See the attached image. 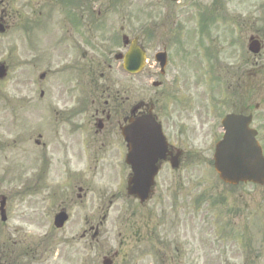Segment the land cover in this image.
I'll use <instances>...</instances> for the list:
<instances>
[{"label": "rangeland", "instance_id": "obj_1", "mask_svg": "<svg viewBox=\"0 0 264 264\" xmlns=\"http://www.w3.org/2000/svg\"><path fill=\"white\" fill-rule=\"evenodd\" d=\"M26 1H32L37 10L45 7L43 1L10 0L6 9H20L26 15ZM112 6L117 7L108 12ZM128 6L138 10L128 12ZM215 6L220 8L214 11ZM93 8L94 16L100 11V17L94 26L82 27L79 39L87 42L92 38L93 53L88 50L99 70L111 63L112 75L120 78L119 70L114 73V54L121 48L115 45V27L124 21L119 9L130 18L125 33L139 36L147 48V66H155L157 50L166 47L169 51V75L163 87H153L154 76L145 74L120 79L128 80L133 101L158 99L160 113H174L175 124L167 128L172 144L185 152L181 166L177 171L163 169L154 196L144 205L121 194L113 206L95 201L94 193L84 202L77 200L78 190H73L75 182L70 174L76 166L65 172L61 159L51 154L60 140L58 111L60 117L62 114L55 103L62 101H55L54 92L63 83L87 91L92 80L84 72L69 79L70 83L61 80L71 76L58 70L68 63L64 62L69 60L68 54L50 57L48 51L43 53L45 60L32 55L28 35L22 30L26 21L14 20L9 31L0 35V61L9 66L8 77L0 81V196L7 197L8 216L6 222L0 220V264H102L104 255L116 251L119 255L113 264H264V186H227L219 180L212 161L221 133L220 115L232 110L231 95L238 93L228 84L239 86L241 94L253 92L254 104L258 102L260 113H264V47L259 57L247 51L250 35L264 41V0H181L180 4L168 0H94ZM212 14L214 22L207 19ZM202 16L204 32L197 38L194 30L198 33ZM52 27L53 21H47L45 31ZM152 29L153 34L149 32ZM35 42L43 45L42 38H35ZM211 60L224 65L220 76L226 85L220 94L217 87L200 78L207 73L200 65ZM86 62L85 58L80 60L77 68L85 69ZM204 91L210 93L209 99ZM228 91V106L212 105ZM248 97L242 99L243 104ZM254 126L261 135L264 116ZM39 134L40 142L50 143L47 156L35 143ZM260 138L264 145L262 135ZM62 207L70 219L62 229H56L53 218ZM91 225L100 226L99 236L82 238Z\"/></svg>", "mask_w": 264, "mask_h": 264}, {"label": "flooded vegetation", "instance_id": "obj_2", "mask_svg": "<svg viewBox=\"0 0 264 264\" xmlns=\"http://www.w3.org/2000/svg\"><path fill=\"white\" fill-rule=\"evenodd\" d=\"M84 3L88 5L85 8L82 6L83 1L80 0L81 15L83 12H89L88 24L92 26L95 23L92 7L94 0H85ZM4 4V0H0V21L6 25L10 17L12 20L26 21L29 34L32 35L30 50L33 51V55H38L44 50L51 52V55L54 56L68 54L67 58L74 64L75 69H77L80 60L87 59L84 64L85 69L78 68L76 72L79 70L84 72L87 78L92 80L93 85L85 91L82 88L63 83L59 91L54 92L55 101H62V103L55 102L60 105L62 114L60 117L58 111L59 118L56 121L60 127L58 130L60 140H58L54 151L51 150V154L61 159V165L65 172L76 166L74 169H70L72 180L75 182L72 183L73 190H78L76 198L82 202L89 199L90 194L94 193L95 201L102 202L103 206L105 201H107V206H113L118 201L120 194L124 199L125 197L130 198L126 194L127 182L131 176V166L126 161L129 146L125 138V128L132 119H137L150 112L156 120H161L166 126H170L169 124L173 123L172 114L160 113L157 110L158 99L140 98V100L133 101L127 80L130 76L125 75L124 70L120 71V78L123 75L127 77L123 80L112 75L113 64L106 63L107 61L104 62L106 63L105 68L99 70V65L95 63L93 54H89V50L93 53L94 48V42H90L92 38L87 39V42H82L79 39L82 36L81 15L79 17L80 13L78 12L79 0H58L57 3L39 11L36 8H30L26 15L20 9L9 13ZM49 20L53 21V27L51 30L45 31V25ZM124 21L126 22L121 26L122 31L126 27L127 19L125 18ZM35 38H42L43 45L37 44ZM52 42L55 44L51 45ZM117 43L119 44V42ZM140 45L143 46L142 43ZM35 46L38 51L35 50ZM127 49L128 45L123 44V54ZM118 70L120 69H116L114 73L117 74ZM98 77L107 80L99 85ZM236 89V86L232 87V92H235ZM242 95L239 92L238 95L232 94L229 103L240 112L249 111L253 105V99H246L244 104L242 99L252 94L247 92L244 97ZM38 137L42 136L39 134ZM167 138L169 146L174 147L168 133ZM35 143L41 147L43 155L47 156L46 150L50 149V143L40 142L39 139H36ZM169 165V162L165 161L161 168L169 169ZM97 191L100 195H97ZM108 191L112 193L106 197ZM93 227L91 225L81 237L86 238L90 235L92 240L96 239L93 238Z\"/></svg>", "mask_w": 264, "mask_h": 264}, {"label": "water", "instance_id": "obj_3", "mask_svg": "<svg viewBox=\"0 0 264 264\" xmlns=\"http://www.w3.org/2000/svg\"><path fill=\"white\" fill-rule=\"evenodd\" d=\"M257 42L254 40L251 45V49L255 52L259 50ZM140 64L141 59L137 51L131 49L127 58V65L137 68ZM4 75L5 69L0 66V78ZM249 122V117L234 115H229L224 121L227 133L223 140L216 145L214 157L215 168L221 179L227 183L238 184L240 181H252L264 184V157L261 147L255 139L256 132L249 128ZM136 130L137 127H134L133 133L136 137L130 140L132 146L131 163L135 175L128 191L141 200H145L148 198L154 183L153 178L158 169L156 163L159 159L165 158L167 143L164 136L158 134L155 136L157 147L154 149L145 148L142 143L145 144V141L149 143L150 140L145 137L138 140ZM172 161L173 166H177V156ZM2 205H4V198ZM66 219L67 216L60 213L56 216L55 223L61 227Z\"/></svg>", "mask_w": 264, "mask_h": 264}]
</instances>
